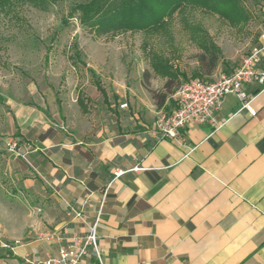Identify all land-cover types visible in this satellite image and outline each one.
Segmentation results:
<instances>
[{
    "label": "crops",
    "instance_id": "1",
    "mask_svg": "<svg viewBox=\"0 0 264 264\" xmlns=\"http://www.w3.org/2000/svg\"><path fill=\"white\" fill-rule=\"evenodd\" d=\"M247 93L224 98L219 127L193 124L178 139L155 132L171 96L134 112L107 104L90 139L44 142L32 163L45 184L40 217L24 240L0 241V264L55 256L59 237L94 224L105 264H264V88ZM85 264H97L93 250Z\"/></svg>",
    "mask_w": 264,
    "mask_h": 264
},
{
    "label": "rangeland",
    "instance_id": "2",
    "mask_svg": "<svg viewBox=\"0 0 264 264\" xmlns=\"http://www.w3.org/2000/svg\"><path fill=\"white\" fill-rule=\"evenodd\" d=\"M47 1V8L29 1L0 7L3 242L29 236L44 199L39 193L45 184L10 149L11 140L17 141L20 152H28L30 161L38 167L37 155L44 142L85 141L106 125L107 104L119 110L127 103L126 111L134 112L137 101L153 102L145 87V72H150L151 89L161 90L164 78L156 74L157 59L177 70L181 82L195 78L212 81L198 69L197 55L204 51L197 44L201 38L195 32L198 28L219 49L218 77L231 73L253 48L261 46L264 35V0H239L240 11L249 13L244 22H237V12L233 21L200 7L186 6L157 32L108 34L83 26L77 17L70 18L71 7L88 0Z\"/></svg>",
    "mask_w": 264,
    "mask_h": 264
},
{
    "label": "built area",
    "instance_id": "3",
    "mask_svg": "<svg viewBox=\"0 0 264 264\" xmlns=\"http://www.w3.org/2000/svg\"><path fill=\"white\" fill-rule=\"evenodd\" d=\"M257 83L264 88V35L262 44L253 48L241 63L229 74H224L212 81L198 78L183 82L172 95L175 106L169 112H161L155 123V132L160 138L178 139L181 130L195 125L220 126L216 119L224 98L235 95L242 102L248 99L247 87ZM248 106V103L245 104ZM121 109L128 108L127 103L120 105ZM10 149L21 157L33 170L36 168L28 157V152H20L18 142L11 140ZM138 170V168H134ZM126 171L118 170L114 179L123 176ZM76 217L82 218L81 213L73 209ZM59 248L55 256L38 259L32 256L23 258L22 264H85L89 252L93 250L97 264H105L103 254L99 249L97 224L86 235H73L69 239L59 237Z\"/></svg>",
    "mask_w": 264,
    "mask_h": 264
},
{
    "label": "trees",
    "instance_id": "4",
    "mask_svg": "<svg viewBox=\"0 0 264 264\" xmlns=\"http://www.w3.org/2000/svg\"><path fill=\"white\" fill-rule=\"evenodd\" d=\"M13 1H29L42 8L48 6L47 0H0V7ZM186 6L200 7L227 16L233 21L236 19L232 16L234 12H237V22H244L249 18V13L240 11L242 7L239 0H88L73 5L69 16L70 18L77 17L83 26L99 34L120 31L157 32L164 29L169 19ZM195 32L201 35L197 44L204 50L197 55L198 69L202 75L210 77L215 73L220 60L219 49L213 43L208 42V37L203 30L198 28ZM154 68L156 74L166 79V82L161 90L151 89L150 72L146 71L145 87L157 108H162L183 82L180 79L181 74L172 69L167 62L157 59ZM104 100L107 104V97ZM80 103L86 111L83 100Z\"/></svg>",
    "mask_w": 264,
    "mask_h": 264
}]
</instances>
